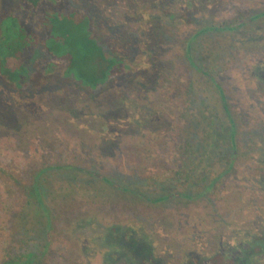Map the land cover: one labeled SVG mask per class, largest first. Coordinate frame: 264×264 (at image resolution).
Masks as SVG:
<instances>
[{
	"label": "rangeland",
	"instance_id": "374dc122",
	"mask_svg": "<svg viewBox=\"0 0 264 264\" xmlns=\"http://www.w3.org/2000/svg\"><path fill=\"white\" fill-rule=\"evenodd\" d=\"M66 1L43 10L86 12L131 72L96 94L71 78L23 92L0 80V264L44 248L38 264H201L216 254L264 264V0ZM26 10L0 0V22L14 14L32 32L26 73L46 75L41 26L51 23ZM221 124L226 145L206 135ZM192 151L204 158L194 175L226 154V176L203 196L160 202L166 189L181 192L178 180L162 181L184 176ZM66 167L78 170L76 181ZM44 170L45 238L31 193Z\"/></svg>",
	"mask_w": 264,
	"mask_h": 264
},
{
	"label": "trees",
	"instance_id": "16d2710c",
	"mask_svg": "<svg viewBox=\"0 0 264 264\" xmlns=\"http://www.w3.org/2000/svg\"><path fill=\"white\" fill-rule=\"evenodd\" d=\"M20 2L34 17L38 12H41L42 14H40L39 18L42 20L47 19L51 23V27H46L44 26L45 24L41 26L42 31L45 33L44 43L41 45L46 51L45 60L48 61L43 60L42 66L45 71H48V74H42L41 70L33 75L26 73L27 70L22 55L26 42L28 43L30 31L18 24V16L7 14L0 22V80L7 87L23 92L25 88H37L55 76L58 79L71 78L89 93L96 94L106 90L114 80L125 77L131 72V64L117 53L110 52L106 47L104 43L106 29L96 24L83 10H61L63 12L43 10V7L46 5H63L67 2L66 0H20ZM41 8L42 10H40ZM234 27V25H228L220 31L226 32ZM20 43L22 44L20 45ZM189 45L190 43L185 44V56L190 61ZM196 69L201 74L203 73V69ZM258 76L259 80H261V74ZM262 80L264 81V78ZM216 88L218 87L216 86ZM219 96H222V93H219ZM198 121L197 126H200L201 119H198ZM209 128H211L210 125H208L207 129L209 130ZM215 129L217 132L215 130L213 134L212 130L210 132L207 131L206 135L212 137V139L215 137V142H218L217 139L220 141L221 138L226 145V125L221 124L220 127ZM188 147L191 146L188 145ZM229 147L231 152H235V144L232 145L230 143ZM209 158L212 160V167L196 176L193 174L195 172L194 169L196 166H201L202 159L204 158L197 157L193 151L192 153L190 152L186 156V162L190 165L183 171L184 176H180L181 178H179L175 174L173 175V179H166L167 182L162 181L169 184L171 181L175 182L178 180V182H181V186H179L181 192L178 193L176 191L174 193L172 190L166 189V194L159 198L160 202H166L177 197L190 198V194H196L200 197L214 190L216 185L226 176V169L228 168L226 166L230 164V161L226 160V154L221 158L219 156H209ZM49 170L42 171L35 178V184L31 187L35 204L39 207V212L42 213L45 221V224L42 226V223L38 222L40 229L38 228L36 233L37 236L43 235L44 238L45 236L48 237L49 234V218H51V213L43 204L41 195L43 191L39 189V179ZM53 170L57 171L58 169ZM77 171L76 168L66 167L63 173L72 181H76L78 176ZM87 175H91L94 179L104 183L112 190L133 195L138 199H145L141 192L129 190L96 174L87 173ZM20 229H22L21 220L18 222L15 232H19ZM46 252L47 250L44 248L42 252L13 258L8 264H38ZM234 262L216 254L203 260L201 264H236ZM189 264H198V262L190 261Z\"/></svg>",
	"mask_w": 264,
	"mask_h": 264
}]
</instances>
